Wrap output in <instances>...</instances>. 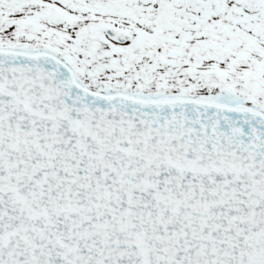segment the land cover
<instances>
[{
	"label": "snow or ice",
	"instance_id": "snow-or-ice-1",
	"mask_svg": "<svg viewBox=\"0 0 264 264\" xmlns=\"http://www.w3.org/2000/svg\"><path fill=\"white\" fill-rule=\"evenodd\" d=\"M0 264H264V0H0Z\"/></svg>",
	"mask_w": 264,
	"mask_h": 264
}]
</instances>
